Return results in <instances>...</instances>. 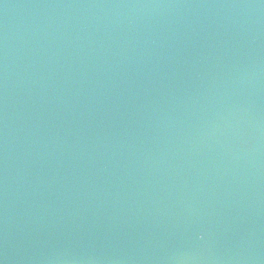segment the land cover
Instances as JSON below:
<instances>
[{"label":"water","instance_id":"95a60500","mask_svg":"<svg viewBox=\"0 0 264 264\" xmlns=\"http://www.w3.org/2000/svg\"><path fill=\"white\" fill-rule=\"evenodd\" d=\"M0 264H264V0H0Z\"/></svg>","mask_w":264,"mask_h":264}]
</instances>
